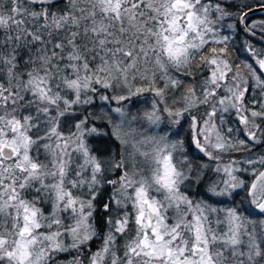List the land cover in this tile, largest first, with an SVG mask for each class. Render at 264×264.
Returning <instances> with one entry per match:
<instances>
[{"label":"snow or ice","instance_id":"1","mask_svg":"<svg viewBox=\"0 0 264 264\" xmlns=\"http://www.w3.org/2000/svg\"><path fill=\"white\" fill-rule=\"evenodd\" d=\"M264 0H0V264H264Z\"/></svg>","mask_w":264,"mask_h":264},{"label":"water","instance_id":"2","mask_svg":"<svg viewBox=\"0 0 264 264\" xmlns=\"http://www.w3.org/2000/svg\"><path fill=\"white\" fill-rule=\"evenodd\" d=\"M264 14L260 13V12H256L254 16H262Z\"/></svg>","mask_w":264,"mask_h":264},{"label":"flooded vegetation","instance_id":"3","mask_svg":"<svg viewBox=\"0 0 264 264\" xmlns=\"http://www.w3.org/2000/svg\"><path fill=\"white\" fill-rule=\"evenodd\" d=\"M258 18H260V17H258V16H253V19H258Z\"/></svg>","mask_w":264,"mask_h":264},{"label":"trees","instance_id":"4","mask_svg":"<svg viewBox=\"0 0 264 264\" xmlns=\"http://www.w3.org/2000/svg\"><path fill=\"white\" fill-rule=\"evenodd\" d=\"M258 17H261V16H258Z\"/></svg>","mask_w":264,"mask_h":264}]
</instances>
